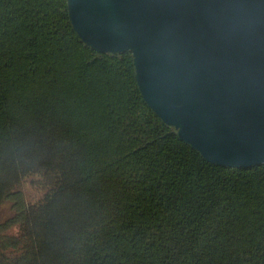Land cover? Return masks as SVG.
I'll list each match as a JSON object with an SVG mask.
<instances>
[{
    "label": "trees",
    "instance_id": "16d2710c",
    "mask_svg": "<svg viewBox=\"0 0 264 264\" xmlns=\"http://www.w3.org/2000/svg\"><path fill=\"white\" fill-rule=\"evenodd\" d=\"M7 201L0 264H264V164L207 161L144 100L131 51L79 37L68 0H0Z\"/></svg>",
    "mask_w": 264,
    "mask_h": 264
},
{
    "label": "water",
    "instance_id": "95a60500",
    "mask_svg": "<svg viewBox=\"0 0 264 264\" xmlns=\"http://www.w3.org/2000/svg\"><path fill=\"white\" fill-rule=\"evenodd\" d=\"M97 52L131 51L144 100L207 161L264 164V0H68Z\"/></svg>",
    "mask_w": 264,
    "mask_h": 264
},
{
    "label": "rangeland",
    "instance_id": "374dc122",
    "mask_svg": "<svg viewBox=\"0 0 264 264\" xmlns=\"http://www.w3.org/2000/svg\"><path fill=\"white\" fill-rule=\"evenodd\" d=\"M40 176L31 175L26 177L23 182L19 185L18 189L22 190L27 202H35L39 200L45 193L44 187L39 183ZM11 202H5L1 209V217L5 219L6 217L11 215ZM11 233H15V229L10 231Z\"/></svg>",
    "mask_w": 264,
    "mask_h": 264
}]
</instances>
